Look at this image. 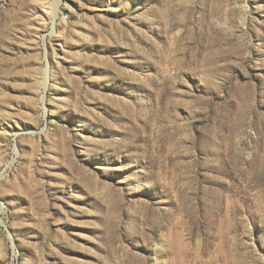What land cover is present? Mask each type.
<instances>
[{
	"label": "rangeland",
	"instance_id": "1",
	"mask_svg": "<svg viewBox=\"0 0 264 264\" xmlns=\"http://www.w3.org/2000/svg\"><path fill=\"white\" fill-rule=\"evenodd\" d=\"M0 264H264V0H0Z\"/></svg>",
	"mask_w": 264,
	"mask_h": 264
}]
</instances>
